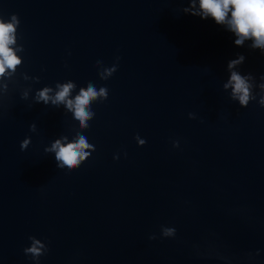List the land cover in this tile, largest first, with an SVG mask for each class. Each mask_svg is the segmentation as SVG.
<instances>
[{
    "label": "water",
    "instance_id": "1",
    "mask_svg": "<svg viewBox=\"0 0 264 264\" xmlns=\"http://www.w3.org/2000/svg\"><path fill=\"white\" fill-rule=\"evenodd\" d=\"M188 6L0 0V18L19 20L12 47L23 46L0 96V264H34L23 252L30 236L47 247L39 264H264V107L258 88L247 107L223 89L241 54L238 70L261 83L264 54ZM97 61L117 70L101 80ZM68 80L69 98L89 82L108 89L82 131L63 105L32 99ZM78 131L95 151L57 168L45 147ZM162 226L175 236L161 237Z\"/></svg>",
    "mask_w": 264,
    "mask_h": 264
},
{
    "label": "clouds",
    "instance_id": "2",
    "mask_svg": "<svg viewBox=\"0 0 264 264\" xmlns=\"http://www.w3.org/2000/svg\"><path fill=\"white\" fill-rule=\"evenodd\" d=\"M189 6L182 9V12L199 16L201 19L211 18L217 25L223 26L228 32L235 37L234 44L236 46H244L246 41H251L249 47L258 49L264 54V0H188ZM19 20L16 15L10 17V22L0 18V79L6 81L0 84V96L7 92L8 83L15 76L17 68L22 64V59L17 53L23 51L22 45H17L15 49L12 45H16L17 26ZM119 60V57H116ZM245 57L237 55L227 64L229 73L228 79L223 83L224 90L230 91V99L238 101L240 107H247L250 101L256 100L257 94L253 92L254 88H258L259 99L256 102L260 107H264V75L260 76L262 81L255 83V77L249 74H241L238 70L243 64ZM98 76L101 80H107L117 70V64L111 67H103L101 61H97ZM24 80L29 77L21 73ZM38 82V78L33 77ZM76 84L68 80L63 83H56L55 87L44 86L36 90L33 101L36 104L53 105L59 107L63 105L67 112L72 114V119L78 124L79 129L85 130L89 127V121L93 119L95 113L91 109L93 102H103L108 97V89L106 87L96 86L89 82L86 87H81L79 91L72 96L76 89ZM30 88L22 91V99H27ZM189 118H194L193 114H189ZM30 131H36V125H29ZM78 131L76 135L69 141L67 136H60L53 140L49 146L45 147V153H54L56 167L64 169L68 172L78 168L93 151L94 145L88 142L85 135ZM138 146H143L146 141L138 135L135 137ZM30 144V138L26 137L20 142V149L25 150ZM178 142H173V147H178ZM113 159H118L114 156ZM176 230L173 227H161L160 235L163 238H172L175 236ZM155 234L149 236V239H156ZM30 246L23 249L26 256H30L34 264H39V258L46 254L47 247L40 239L30 236L28 238ZM254 255L249 253V259Z\"/></svg>",
    "mask_w": 264,
    "mask_h": 264
}]
</instances>
